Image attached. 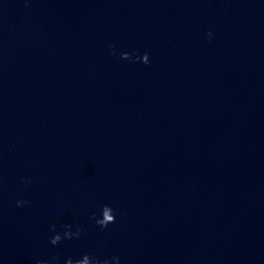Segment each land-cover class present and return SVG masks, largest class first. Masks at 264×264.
Returning a JSON list of instances; mask_svg holds the SVG:
<instances>
[{"label":"clouds","instance_id":"9594fccd","mask_svg":"<svg viewBox=\"0 0 264 264\" xmlns=\"http://www.w3.org/2000/svg\"><path fill=\"white\" fill-rule=\"evenodd\" d=\"M207 36L208 38H211L212 32L209 31ZM113 54H115L114 51ZM120 56L122 59L132 61L133 63L137 61L144 64L149 63L148 53H144L142 56H134L128 52H122ZM24 182L31 183V180L26 178ZM28 203H30V201L17 200L16 206L22 207ZM91 219L97 226L100 227L101 230H104L107 229L110 224H114L116 222V215L114 214V209L110 205L104 204L100 208L99 215H97L96 212H92ZM60 228L63 229V231H58L57 225L55 224L50 225V230L52 231L53 235L49 237V243L54 246L61 243L62 240H78L81 238L84 231L79 225H76L75 228H73V225L71 224H63L60 225ZM35 264H60V258L53 256L50 259H37ZM63 264H120V257L114 255L101 259L92 253L86 252L78 258H66Z\"/></svg>","mask_w":264,"mask_h":264}]
</instances>
